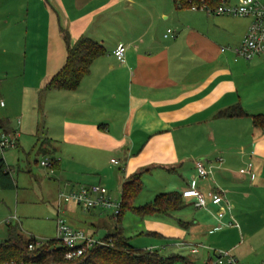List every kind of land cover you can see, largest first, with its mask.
Segmentation results:
<instances>
[{
	"label": "crops",
	"instance_id": "1",
	"mask_svg": "<svg viewBox=\"0 0 264 264\" xmlns=\"http://www.w3.org/2000/svg\"><path fill=\"white\" fill-rule=\"evenodd\" d=\"M250 25V18L177 10L173 0H0V52L11 63L0 70L7 93L2 131L20 149L37 141L39 153L57 161L53 169L65 183L64 194L101 185L120 203L109 188L122 197L125 182L139 174L142 187L154 183L139 203L149 204L153 196L194 185L207 198L205 209L188 219L172 218L174 212L145 218L146 236L161 241L155 249L198 244L205 264L216 251L259 264L264 132L255 130L252 116L264 115V59L246 61L230 50ZM167 30L175 37H165ZM64 34L71 44L88 37L105 53L77 90L48 91L42 99V88L66 62ZM120 44L126 48L123 63L113 54ZM235 106L247 116L217 117ZM13 109L20 118L15 125L9 121ZM197 162L212 174L199 178ZM250 164L252 170L242 174ZM211 191L221 194L219 203L208 197ZM74 222L94 237L77 217Z\"/></svg>",
	"mask_w": 264,
	"mask_h": 264
},
{
	"label": "trees",
	"instance_id": "2",
	"mask_svg": "<svg viewBox=\"0 0 264 264\" xmlns=\"http://www.w3.org/2000/svg\"><path fill=\"white\" fill-rule=\"evenodd\" d=\"M177 10L183 9H216L225 0H173ZM67 48L66 62L42 88L41 97L48 91H75L81 81L90 72L93 62L104 55L105 48L88 37H81L71 44L67 34H64ZM247 116L240 106H235L220 112L219 118H237ZM255 130L264 132V115L252 116ZM7 124L0 120V130L5 131ZM42 149V146H41ZM52 168L57 167V161L52 160ZM0 187L5 190L16 186L10 176L9 169L0 159ZM142 189L139 174L132 176L123 185L120 211L113 216L114 229L102 240V244L91 248L88 253L74 261L65 259L66 249L58 239L43 241L35 245L34 237H27L18 228L7 226L8 238L0 243V264H195L189 257L172 253L165 255L160 249L152 251L134 248L124 236L121 225L122 217L128 211L141 219L149 216H169L185 207L182 194L178 192L157 195L154 200L143 206H134V201ZM33 245V249H29Z\"/></svg>",
	"mask_w": 264,
	"mask_h": 264
},
{
	"label": "rangeland",
	"instance_id": "3",
	"mask_svg": "<svg viewBox=\"0 0 264 264\" xmlns=\"http://www.w3.org/2000/svg\"><path fill=\"white\" fill-rule=\"evenodd\" d=\"M229 1L225 5L233 6L236 0ZM29 10L28 20H33L30 16V14H33V6ZM10 64L7 57H4L0 52V70L2 71L6 67L11 68ZM0 79H2L1 73ZM3 95H7V93L0 88V113L4 111L5 99L2 97ZM16 113L17 111L13 109L9 116V121L13 125L20 119ZM4 135L7 134L0 130V139ZM6 137L14 145L4 148L0 145V158L5 159L8 167H10L11 175L16 182V188L9 190L0 188V243L8 238V225L18 228L24 236L34 237L36 240L56 239V213L58 210L61 213L60 215L71 225H76L74 219L77 217L80 222L82 221L81 223H84L83 226L80 224V228L82 227L85 231L94 234L96 240L102 241L108 233L113 232L115 221L113 210L86 211L80 207H75L73 204L60 202V194L68 192L65 189V183L53 168L42 166V163L51 164L52 159L45 154L39 153L38 146H34L37 141L30 139L23 145V149H20L15 138L10 135ZM46 145H48L47 142L45 143ZM153 184V182H149L142 187L143 190L134 202L135 206L146 204V202L139 203L147 198L148 194L152 193L150 188H152ZM109 189L117 198V201H120L121 194L112 188ZM154 197H152L151 201L154 200ZM191 201V199H185L184 203L187 205L183 209L174 212L172 218L178 217L181 219L180 216L187 215L188 219L198 213L200 209H196L194 205H191ZM249 204L252 203L250 202ZM68 207L71 211L68 210ZM146 219H141L131 211L126 212L122 217L121 225L124 236L128 238L129 243L136 249L146 250L161 246L160 240L146 236L148 231L145 224ZM86 224L88 226H85ZM236 224H238V221H236ZM196 245L198 244L183 250L171 247V249L163 250L162 253L165 255L172 253L181 254L191 258L195 261V264H205L203 263L205 249L202 245L200 247ZM196 247L199 249V253L192 254L191 249ZM240 261L244 264H250L242 259Z\"/></svg>",
	"mask_w": 264,
	"mask_h": 264
},
{
	"label": "built area",
	"instance_id": "4",
	"mask_svg": "<svg viewBox=\"0 0 264 264\" xmlns=\"http://www.w3.org/2000/svg\"><path fill=\"white\" fill-rule=\"evenodd\" d=\"M221 5L216 9L201 8L205 10L209 15H229L235 17L250 18L251 25L249 30L242 41V43L234 48H231V52L236 58L244 59L246 61L253 60L257 57L264 59V2L260 0H236V4ZM196 10V9H194ZM175 37L172 30H167L166 36ZM225 49H222L224 51ZM126 48L120 44L114 50L113 54L120 63L124 62ZM7 135H4L0 139V145L2 148L14 145L9 140ZM117 164L116 160H112ZM42 166L50 167L49 163H42ZM253 166L250 164L247 168L242 169V174L249 173ZM196 169L199 178H207L212 174L211 169H207L202 162L196 163ZM182 198H193L195 200V207L198 209H205L207 207V198L202 194L194 185L181 192ZM208 197L213 203H219L222 200V196L218 192L211 191L208 193ZM60 202L74 204L86 211L90 210H113L114 216L118 215L120 211V203L113 201L108 194L105 187L101 185L83 186L75 191H71L68 194H60ZM219 218L224 216V213L217 215ZM15 219V218H12ZM56 233L57 238L62 246L66 249L65 259L68 261H74L78 258L85 256L88 251L102 244V241L96 240L93 236L86 234L84 231L75 229L72 227L66 219H64L60 212L56 217ZM44 240H36L35 245H39ZM181 247H186L187 244H179ZM200 247V246H197ZM193 248L192 254H197L198 250ZM29 249H33V245H29ZM149 251L155 250V248L148 249ZM213 257L209 259L207 264H244L237 259L233 254L228 251H216L213 253ZM259 264H264V260Z\"/></svg>",
	"mask_w": 264,
	"mask_h": 264
}]
</instances>
